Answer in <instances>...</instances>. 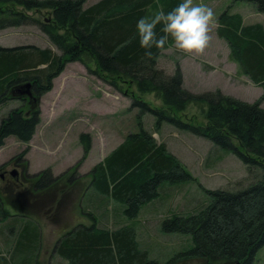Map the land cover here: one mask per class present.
<instances>
[{
	"label": "trees",
	"instance_id": "trees-1",
	"mask_svg": "<svg viewBox=\"0 0 264 264\" xmlns=\"http://www.w3.org/2000/svg\"><path fill=\"white\" fill-rule=\"evenodd\" d=\"M13 1L26 8L45 7L53 11V20L40 23V27L58 52L34 44L0 45V103L11 99L7 95L10 87L27 81L33 94L42 96L52 88L53 79L65 64L74 60L105 74V78L134 84L136 91L127 94L131 106L138 108L139 128L129 132L89 170L90 192L80 212L88 215L92 223H76L64 231L54 244L55 256L66 264H251L264 246V26L259 22L245 24L238 12H230V6L217 18L222 27L215 31L227 41L229 55L240 62L252 81L262 86L263 93L249 102L219 88L193 92L184 87L180 68L172 74L158 68L157 59L173 43L171 38L163 49L154 48L152 57L145 58L136 22L161 9L169 12L181 0H98L87 6L85 0ZM233 1L253 3L257 11L264 13V0ZM19 17L0 20V29L29 23V19ZM160 27L157 26V35H163ZM119 90L124 91L120 87ZM147 93L155 94L161 104L156 106L141 97ZM190 104L205 108L208 125L194 126L175 117ZM145 113L154 115L157 124L167 120L208 137L216 146L236 154L247 171L246 181L242 180L239 187L206 189L209 200L194 212L162 220L164 232L186 233L193 239L191 247L163 261L149 257L132 226L113 229L98 227L95 222L97 213L105 221L110 216L117 223L121 217L132 219L143 204L159 200L167 193L170 184L192 179L166 144L157 141L144 127ZM38 114V106L31 111L24 105L9 109L0 121V146L9 135L30 140L40 121ZM233 137L239 144L232 141ZM43 172L38 176H43ZM51 180L36 196L48 193L46 187ZM12 198L22 200L14 193ZM6 210L0 192V223L8 219L2 226H9L10 232L5 238L7 251L0 252V264H40L35 253L40 237L38 223L34 218Z\"/></svg>",
	"mask_w": 264,
	"mask_h": 264
},
{
	"label": "rangeland",
	"instance_id": "rangeland-1",
	"mask_svg": "<svg viewBox=\"0 0 264 264\" xmlns=\"http://www.w3.org/2000/svg\"><path fill=\"white\" fill-rule=\"evenodd\" d=\"M96 1L85 0L84 6ZM194 3L211 7L216 20L230 6V12L241 13L245 22L258 21L264 24V13L257 11L250 2L194 0ZM19 15L29 19V23L1 28V46L34 44L51 47L58 52L40 27V23L53 20L50 8H26L13 0L0 2L1 21L18 20ZM229 54L227 41L214 30L212 40L202 54L184 53L176 49L173 42L162 50L157 59V67L169 74L180 68L184 87L193 92L219 88L225 94L254 101L263 93L262 86L253 84L240 62ZM134 88V84L105 78V74L88 69L81 61H69L53 79L52 88L38 101L40 121L32 138L23 141L15 135H9L0 146V163L6 162L12 167L13 161H20L26 167L30 180L24 183L23 189L40 194L45 189L41 187L52 179L51 185L46 187L49 188L48 193L42 196V200L39 198L41 203L36 207L34 204L28 206L22 200H14L12 194L8 195L5 190H1L8 213L21 216L24 213L25 217L35 219L38 223L40 237L35 253L40 264H66L53 253L55 240L79 221L90 224L89 216L80 212L85 190L90 188L88 172L121 143L129 132L138 130V108L131 106V98L127 94V91H135ZM141 97L156 106L161 104L155 94L147 93ZM20 105L29 108L27 103L16 98L0 103V121L9 109ZM175 117L182 123L194 126L208 125L205 108L192 104ZM142 124L157 141L166 144L167 149L191 173L192 179L170 184L167 193L159 200L143 204L138 215L132 219L121 217L118 223L111 219L105 221L97 213L95 222L98 227L113 229L132 226L137 233L139 245L148 250L149 257L163 261L191 247L193 239L186 233L164 232L161 229L162 220L194 212L209 200L206 189L239 187L242 180L246 181L244 178L247 171L246 165L236 154L216 146L206 136L175 126L167 120L157 124L156 117L149 113L142 116ZM231 139L239 144L234 137ZM54 170H58L56 177L51 173ZM41 172L44 175L38 176ZM34 181L40 188H34ZM7 222L8 219L0 223L2 253L8 248L5 238L10 233L9 226H2ZM251 264H264V246L257 251Z\"/></svg>",
	"mask_w": 264,
	"mask_h": 264
},
{
	"label": "clouds",
	"instance_id": "clouds-1",
	"mask_svg": "<svg viewBox=\"0 0 264 264\" xmlns=\"http://www.w3.org/2000/svg\"><path fill=\"white\" fill-rule=\"evenodd\" d=\"M163 35H157V26ZM222 27L215 13L206 4L194 0H181L169 12L163 9L153 16L141 17L136 22V34L144 49L145 58H151L153 49H163L169 38L176 49L188 54H202L212 40L214 30Z\"/></svg>",
	"mask_w": 264,
	"mask_h": 264
},
{
	"label": "flooded vegetation",
	"instance_id": "flooded-vegetation-1",
	"mask_svg": "<svg viewBox=\"0 0 264 264\" xmlns=\"http://www.w3.org/2000/svg\"><path fill=\"white\" fill-rule=\"evenodd\" d=\"M20 85L22 84H17L10 87V89L7 91L8 97L20 99L24 104L27 103V105H29L28 111H31L32 108L35 109L36 107H33L34 102L31 100L29 95L27 93H21L20 90L24 91L25 88H20ZM30 90L32 91V86ZM11 165L12 167H10L9 164H6V162L0 163V183H2L0 186V192L1 190H5L8 195L17 192V195L22 198V202L25 204L27 203L28 206H33V204L35 205L34 207L38 206L41 203L39 198L42 200V197L39 195L36 196V194L30 193V190H25L22 188L24 183H27L30 180V178H28L29 174L25 171L26 167L23 166V164L21 165L20 161H13ZM33 184L34 188H36V181H34ZM24 207L26 206L24 205Z\"/></svg>",
	"mask_w": 264,
	"mask_h": 264
},
{
	"label": "crops",
	"instance_id": "crops-1",
	"mask_svg": "<svg viewBox=\"0 0 264 264\" xmlns=\"http://www.w3.org/2000/svg\"><path fill=\"white\" fill-rule=\"evenodd\" d=\"M239 14L241 15V13H239ZM241 16H242V15H241ZM242 20H243V22H244L245 24L255 23V22H245L244 19H243V16H242ZM256 22H258V21H256ZM259 23H261V24L264 26V24H263L262 22H259ZM247 77H248V79H249L253 84H256V85L260 86V84H258V83H256V82L252 81V79H251L248 75H247ZM37 171H38V170H37ZM37 171H35V172H37ZM56 171H57V172H56ZM33 172H34V171H33ZM33 172H32V173H33ZM35 172H34V173H35ZM52 172H53V173H52ZM34 173H33V174H34ZM51 173H52V175L55 176L56 174H58V170L51 171ZM86 190H87V191H86ZM86 190H85V194H84V196H83V197H84V200H82V202H81L82 205H83V202L85 201V199L87 200L86 194H87L88 192H90V189H86ZM87 203H88V202H87ZM109 207H110V206H109ZM111 208H112V207H110V210H111ZM22 215L25 216L24 213H23ZM109 219H111V216L109 217ZM89 221H90V220H89ZM78 223H82V224H84V225H87V224H88V222H83V221H79V222H77V224H78ZM90 223H92V220L90 221ZM96 224H97V223H96ZM74 225H76V224H74ZM74 225H72V226H74ZM72 226H71V227H72ZM97 226H98V224H97ZM136 234H137V233H136ZM56 241H57V239L55 240V242H56Z\"/></svg>",
	"mask_w": 264,
	"mask_h": 264
},
{
	"label": "water",
	"instance_id": "water-1",
	"mask_svg": "<svg viewBox=\"0 0 264 264\" xmlns=\"http://www.w3.org/2000/svg\"><path fill=\"white\" fill-rule=\"evenodd\" d=\"M20 88H25L24 91L20 90L21 93H27L29 95V97L31 98V100L34 102L33 103V107H36L38 105V101L40 100V96H34V94L32 93V91L30 90L31 88V83L29 81L23 83L22 85H20Z\"/></svg>",
	"mask_w": 264,
	"mask_h": 264
},
{
	"label": "bare ground",
	"instance_id": "bare-ground-1",
	"mask_svg": "<svg viewBox=\"0 0 264 264\" xmlns=\"http://www.w3.org/2000/svg\"><path fill=\"white\" fill-rule=\"evenodd\" d=\"M24 235V234H23ZM36 239V238H35Z\"/></svg>",
	"mask_w": 264,
	"mask_h": 264
}]
</instances>
